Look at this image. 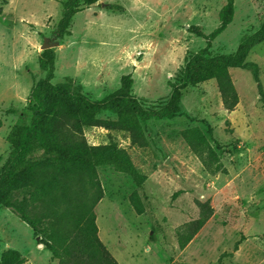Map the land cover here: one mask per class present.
<instances>
[{"label":"rangeland","instance_id":"1","mask_svg":"<svg viewBox=\"0 0 264 264\" xmlns=\"http://www.w3.org/2000/svg\"><path fill=\"white\" fill-rule=\"evenodd\" d=\"M227 0H101L77 13L70 35H54L62 18L61 0H8L0 14V155H9L7 137L15 125H30L28 98L45 76L39 57L45 43L57 53L54 83L72 77L81 91L102 99L131 74L134 93L156 109L171 95L190 53L205 48L204 38L220 24ZM264 22L263 0H236L233 22L218 36L210 56L232 54L241 41ZM260 68L264 87V42L248 60ZM239 96L225 109L216 80L183 92V115L146 124L147 144L133 145L129 134L91 127V145L118 143L147 176L150 205L136 213L130 196L132 179L111 167L98 170L104 197L95 213L99 237L119 264H264V103L249 68L231 69ZM103 119H114L105 113ZM199 127L220 157L218 173L195 155L182 136ZM212 130V138L209 135ZM237 147V149H235ZM210 203L213 215L187 244L179 248L178 231L200 217L198 203ZM0 253L15 249L24 264H59L40 246L31 228L9 209L0 210Z\"/></svg>","mask_w":264,"mask_h":264},{"label":"trees","instance_id":"2","mask_svg":"<svg viewBox=\"0 0 264 264\" xmlns=\"http://www.w3.org/2000/svg\"><path fill=\"white\" fill-rule=\"evenodd\" d=\"M100 1L61 0L63 14L55 37L63 41L70 35L74 16ZM7 2L0 0L1 5ZM235 2L227 0L219 14L220 24L212 33L206 35L199 27L192 28L197 36L205 39L206 46L188 55L178 82H169L170 98L156 109L147 108L135 95L131 74L123 75L120 87L102 99H93L83 93L72 77L54 83L57 53L54 48L43 50L39 67L45 76L28 98L31 123L12 127L7 137L9 155L4 162L0 155V210L14 212L31 228L34 236L41 237L40 243L59 264H119L99 237L94 211L104 197L99 168L111 167L132 179L136 189L130 196V203L137 214L145 213L150 205L145 191L147 176L137 168L128 151L115 142L89 144L86 129L119 130L129 134L133 145L144 147L147 144L146 124L183 115L184 90L210 80H216L225 109L232 111L239 103V96L231 69L252 71L264 103L260 68L247 61L253 49L264 42V22L241 41L236 52L209 55L215 39L233 22ZM2 11L0 7V14ZM105 113L115 118L103 119L101 116ZM209 135L213 137L211 128ZM182 136L209 172H226L210 140L199 127H188L182 131ZM198 204L199 219L178 231L180 249L187 246L214 213L210 203ZM243 240L244 236L235 243L233 253H223L219 264L225 256L232 257ZM25 262L18 250L0 253V264Z\"/></svg>","mask_w":264,"mask_h":264},{"label":"water","instance_id":"3","mask_svg":"<svg viewBox=\"0 0 264 264\" xmlns=\"http://www.w3.org/2000/svg\"><path fill=\"white\" fill-rule=\"evenodd\" d=\"M54 44H49V43H45L43 46V50L49 49V48H53ZM38 240L41 239V237H37ZM41 247H44L43 244H40Z\"/></svg>","mask_w":264,"mask_h":264},{"label":"crops","instance_id":"4","mask_svg":"<svg viewBox=\"0 0 264 264\" xmlns=\"http://www.w3.org/2000/svg\"><path fill=\"white\" fill-rule=\"evenodd\" d=\"M238 251H239V249H238ZM238 251L234 252V254L237 253ZM233 256H234V255H233Z\"/></svg>","mask_w":264,"mask_h":264}]
</instances>
